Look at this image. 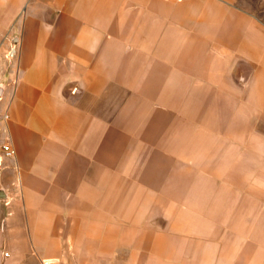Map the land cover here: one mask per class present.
<instances>
[{
	"label": "crops",
	"instance_id": "crops-1",
	"mask_svg": "<svg viewBox=\"0 0 264 264\" xmlns=\"http://www.w3.org/2000/svg\"><path fill=\"white\" fill-rule=\"evenodd\" d=\"M238 1L0 0V264H264V232L182 229L264 191V0Z\"/></svg>",
	"mask_w": 264,
	"mask_h": 264
},
{
	"label": "rangeland",
	"instance_id": "rangeland-1",
	"mask_svg": "<svg viewBox=\"0 0 264 264\" xmlns=\"http://www.w3.org/2000/svg\"><path fill=\"white\" fill-rule=\"evenodd\" d=\"M243 6L249 8L252 11H258L262 9L259 0H239ZM264 183V175L258 177ZM252 177H249V190L236 191L230 195V192L217 191L213 194L216 195V206L213 209L209 208H195L203 214H208L209 211H214L218 220L217 223L210 225L208 222H194L186 223L182 225L183 230H189L194 233L202 232V244L207 243V237H209V231L215 230L217 232L216 243L218 246H224L228 241L229 247L231 244L238 243L236 247H233L234 251H240V244L245 246L244 251L256 252L258 240V234L264 232V191L254 190L251 181ZM225 177H218V185L224 184ZM239 184V183H238ZM264 187V186H263ZM201 194V193H200ZM208 194V193H207ZM229 195V200L227 196ZM4 202H0V205ZM2 207L0 206V214ZM210 226L214 229H210ZM190 250H192V242L194 239H189ZM245 243V244H244ZM249 248V249H248ZM224 251L222 254H218L217 264H224ZM191 253V251H190ZM204 258L209 259L208 256ZM188 264L192 263V257H188ZM201 264H206L201 261Z\"/></svg>",
	"mask_w": 264,
	"mask_h": 264
},
{
	"label": "built area",
	"instance_id": "built-area-1",
	"mask_svg": "<svg viewBox=\"0 0 264 264\" xmlns=\"http://www.w3.org/2000/svg\"><path fill=\"white\" fill-rule=\"evenodd\" d=\"M2 96H0V103L2 102ZM10 120V114L8 109L0 113V158H12L16 155V149L13 146L12 140L8 131V123ZM2 166V160H0V168Z\"/></svg>",
	"mask_w": 264,
	"mask_h": 264
},
{
	"label": "water",
	"instance_id": "water-1",
	"mask_svg": "<svg viewBox=\"0 0 264 264\" xmlns=\"http://www.w3.org/2000/svg\"><path fill=\"white\" fill-rule=\"evenodd\" d=\"M3 86L0 85V96L3 95ZM7 198V195L5 193V191L3 189L0 188V199H6Z\"/></svg>",
	"mask_w": 264,
	"mask_h": 264
}]
</instances>
